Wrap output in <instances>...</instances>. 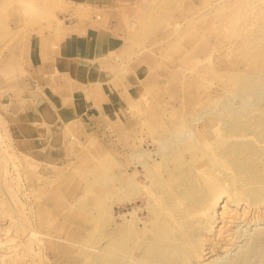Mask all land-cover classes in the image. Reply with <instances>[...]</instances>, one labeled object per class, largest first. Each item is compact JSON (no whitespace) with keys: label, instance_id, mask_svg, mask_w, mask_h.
<instances>
[{"label":"rangeland","instance_id":"obj_1","mask_svg":"<svg viewBox=\"0 0 264 264\" xmlns=\"http://www.w3.org/2000/svg\"><path fill=\"white\" fill-rule=\"evenodd\" d=\"M109 2V56L82 62L92 72L72 65L39 80L34 53L58 54L70 2L0 0V264H78L89 235L103 244L102 230L117 233L123 214L148 218L120 190L123 159L131 170V151L157 148L140 117L216 109L212 100L238 82L264 88V0ZM236 104L263 105L264 95Z\"/></svg>","mask_w":264,"mask_h":264},{"label":"bare ground","instance_id":"obj_2","mask_svg":"<svg viewBox=\"0 0 264 264\" xmlns=\"http://www.w3.org/2000/svg\"><path fill=\"white\" fill-rule=\"evenodd\" d=\"M263 90L238 82L227 87L225 98L212 100L216 109L191 117H140L157 148L131 151L132 172L125 155L120 190L124 201H142L148 218L139 217L142 209H134L131 220L123 214L117 233L102 230L103 244L87 243L95 234L80 243L75 262L264 264V104H236ZM128 128L121 134L125 154ZM219 247L223 255L216 254Z\"/></svg>","mask_w":264,"mask_h":264},{"label":"crops","instance_id":"obj_3","mask_svg":"<svg viewBox=\"0 0 264 264\" xmlns=\"http://www.w3.org/2000/svg\"><path fill=\"white\" fill-rule=\"evenodd\" d=\"M70 2L69 13L73 15V22L70 23V30L64 34H68L66 40L61 44L58 54H52V61L49 60L47 53L35 54V72L36 78L46 80L56 73L74 72L72 65L76 69H84L85 73L94 71V63L99 59H106L109 52L113 49L111 44L113 36L106 33L112 23L110 0H67ZM81 5L82 8L76 14V8ZM87 12L89 15L84 13ZM60 55V57H58ZM74 59L76 60L74 63ZM79 60V61H78ZM93 60L92 63H82L84 61ZM52 62V63H51ZM93 66V67H92ZM83 78V76H82Z\"/></svg>","mask_w":264,"mask_h":264}]
</instances>
